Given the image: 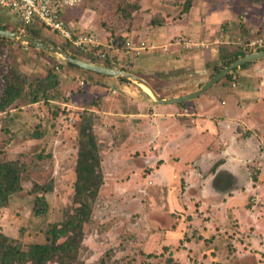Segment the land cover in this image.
Wrapping results in <instances>:
<instances>
[{
    "label": "rangeland",
    "instance_id": "rangeland-1",
    "mask_svg": "<svg viewBox=\"0 0 264 264\" xmlns=\"http://www.w3.org/2000/svg\"><path fill=\"white\" fill-rule=\"evenodd\" d=\"M210 9L222 16L226 14L217 29L211 26L204 29L209 35L220 36L215 55L207 51L206 44L192 43L194 32L189 36L177 33L167 40L170 32L180 28L178 25L203 22ZM65 15L78 33L93 34L103 42L130 38L154 43L156 50L145 51L139 57L128 54L121 46L116 52V66L139 74L135 62L155 61L159 66L144 76L152 87L168 96L197 88L203 77L211 79L219 60V48L235 50L264 36V0H84ZM0 25L22 34L31 27L24 26L10 10L1 7ZM35 26L40 29L39 41L69 52L86 53L39 23ZM7 39L0 40V94L4 74L24 80L25 92L50 70L58 73L61 81L47 98L37 103L30 104L23 97L0 111V162L17 161L22 168L23 187L11 196L7 206L0 208V234L15 238L24 248L44 243L52 224L63 223L74 212L80 123L84 115L92 114L104 182L97 198L91 200L92 215L84 223L78 256L72 264H264V252L259 250L260 245L264 247V227L241 229L236 219H227L220 225H226L232 232L222 234L215 246L206 247L199 243V230L195 226L201 223L195 224L198 215H192L196 210L180 214V206L188 202V182L178 179L175 185L154 186L148 176L151 174L148 157L155 155L154 145L135 148L139 140L149 143L151 136L148 129L151 117L133 116L138 111L135 93L137 89L146 90L142 84L69 67L59 54ZM190 40L191 45H186ZM238 69L217 83L236 87ZM218 87L213 86L202 98ZM191 101L185 102L187 113L194 107ZM142 119L144 129L140 127ZM137 130H144L142 139ZM252 134V130L242 129L239 137ZM256 136L260 141L258 155L246 160L247 177L255 181L248 204L257 213L258 221H263L264 131ZM158 149L160 146L155 149L157 153ZM153 159L158 165L163 161L160 156ZM45 187L51 190L45 191ZM39 195L45 196L48 203L42 214H36L34 209ZM190 205L198 207L194 196L188 208ZM187 241L192 245H186ZM219 256H226V262L218 260Z\"/></svg>",
    "mask_w": 264,
    "mask_h": 264
},
{
    "label": "crops",
    "instance_id": "crops-1",
    "mask_svg": "<svg viewBox=\"0 0 264 264\" xmlns=\"http://www.w3.org/2000/svg\"><path fill=\"white\" fill-rule=\"evenodd\" d=\"M220 14L212 9L201 23L178 25L180 28L174 33L170 32L167 40L170 41V38L177 33L181 35L180 33L183 32L189 36L194 32L193 42L190 40L189 43L192 42L195 45V42H205L209 48L207 51L215 55V44L219 41L218 37L220 36L215 37L217 33L209 35L204 29L207 26L217 29L219 20L224 19L226 15L225 13L223 16ZM140 40H144L148 44L149 48L145 50L146 52L149 50V53L157 49L154 43L145 39ZM175 45L178 44L175 43ZM218 50L220 55V48ZM154 62L151 64L150 60L146 64L135 62V67H139V74L135 75L149 82L150 80H147L144 75H150L156 70L159 65ZM116 65L114 68H118ZM118 69L127 71V68ZM237 71L239 80L236 87L225 83H216L213 86L218 85L219 89L215 92L202 98L211 90L212 86L193 99L194 101L189 100L193 102L194 107L188 113L185 110V102L162 104L158 103L144 89H137L135 93L138 111L133 116L151 117L148 120L150 122L148 127L149 135H151L150 142L146 144L145 141L139 140L135 144V148L136 150L145 149L148 144L154 145L155 149L160 146L158 153L154 149L155 155L149 154L148 157L151 169V174L148 176L155 182L154 186L160 187V183L175 185L178 179L188 182L186 189L188 202H183L180 206V214L186 212L188 215L192 214V210H196L192 215H198L196 218L194 216L195 224L201 223V225L195 226L199 230L197 233L200 238L199 243L206 247L208 245L215 246L220 241L222 234L227 231H229L228 233L232 232L226 225H220V222L227 221V219H236L241 224V229L250 226L264 227V220L258 221L257 213L249 207L248 197L254 193L255 181L254 179L249 180L248 173L246 174L248 166L246 160L254 158L251 155H258L260 141L256 134L264 131V58L251 61L245 67H239ZM203 78L200 81L202 86L210 80L208 78L203 80ZM150 85L154 86L152 83ZM201 85L197 88L184 90L182 93L185 94L182 95L197 91L202 87ZM153 88L162 98L178 97L176 96L178 94L164 95L155 87ZM217 91L219 94H216ZM223 93L228 96L225 97ZM215 95L218 98H215ZM144 121L145 119H142L140 122V127L143 129L145 128L143 127ZM242 129L252 130L253 134L247 138L239 137ZM143 131L137 130L140 139H142ZM150 148L152 149V147ZM153 156H160V160H163L161 164L158 165ZM257 187L260 188L261 184L258 183ZM193 196L197 199L198 207L190 205L188 208ZM239 201L241 202L239 203ZM175 207L176 203L173 202L172 208L175 209ZM225 215L226 217H224ZM188 244L192 245L190 241L186 242V245ZM262 245L259 250L264 252ZM243 255L240 254V256ZM225 257L219 256L218 260L226 262Z\"/></svg>",
    "mask_w": 264,
    "mask_h": 264
},
{
    "label": "trees",
    "instance_id": "trees-1",
    "mask_svg": "<svg viewBox=\"0 0 264 264\" xmlns=\"http://www.w3.org/2000/svg\"><path fill=\"white\" fill-rule=\"evenodd\" d=\"M41 26L44 27L43 25ZM0 28L8 29L5 25H0ZM39 32L40 29L34 25L29 27L25 34L38 40ZM126 39L127 38H124L122 41L113 39L115 43H119L117 49L121 48ZM0 40L7 41L8 39L0 36ZM67 42L70 43L69 41ZM245 45L246 44L240 45V47L237 46L235 50L227 48L220 49V62L218 61V63H216L212 77L238 58L252 52L264 50V46ZM117 49L108 53L106 59H100L89 49H83V51L86 50V53L81 51L76 53L69 52L67 49L63 48V50L75 58L107 67H114L116 65ZM249 63L241 67H245ZM66 65L86 71L73 63H67ZM16 78L18 77L9 78L8 74H4V82L0 94V111H5L13 103L23 97L30 104L37 103L43 97L47 98L48 93L54 87H57L61 81L59 74L50 70L46 77L37 81L35 84H31L28 91L25 92V81H19ZM120 79L124 81L127 80L126 78ZM67 110L69 111V109ZM92 119V114H86L83 116L80 123L79 151L76 164L77 176L75 182V202L77 206L74 212L69 214L63 223L52 224L47 231L46 242L44 243L30 244L28 247L24 248L15 238L1 233L0 264H72L77 259L83 238L84 223L88 222L92 215L91 200L97 198L99 189L104 182L102 158L93 131ZM21 169L17 161H14V163L0 162V208L7 206L11 196L15 192L22 190ZM48 190H51V188L45 187V191ZM47 208L48 203L45 196H37L34 208L36 214L46 212ZM62 238H64V240H61Z\"/></svg>",
    "mask_w": 264,
    "mask_h": 264
},
{
    "label": "built area",
    "instance_id": "built-area-1",
    "mask_svg": "<svg viewBox=\"0 0 264 264\" xmlns=\"http://www.w3.org/2000/svg\"><path fill=\"white\" fill-rule=\"evenodd\" d=\"M84 0H0V7L10 10L24 26H34L36 23L55 32L73 46L93 51L100 59H106L108 53L117 49L119 43L111 40L103 42L93 34L78 33L66 19L65 13L77 7ZM191 43L186 42V45ZM205 45V43H197ZM264 46V36L251 41L248 46ZM149 46L144 40L135 42L128 38L122 44V50L133 56H140ZM83 83V82H82ZM71 119V118H70Z\"/></svg>",
    "mask_w": 264,
    "mask_h": 264
},
{
    "label": "water",
    "instance_id": "water-1",
    "mask_svg": "<svg viewBox=\"0 0 264 264\" xmlns=\"http://www.w3.org/2000/svg\"><path fill=\"white\" fill-rule=\"evenodd\" d=\"M0 35L9 39H14L21 41L23 43H26L32 47H35L37 49H41L44 51L56 53L62 56L63 60L67 63H73L83 69L90 70L96 73H101L104 75H111V76H116V77H121V78H126V79H132L140 84L146 85L150 91L152 97L158 102L162 104H171V103H176V104H182L186 101L193 100L196 97L200 96L202 93H204L206 90H208L210 87L215 85L217 82L228 76L235 68H239L242 65L254 61L256 59L264 58V50L262 51H257V52H252L249 54H246L240 58H238L236 61L222 69L220 72H218L215 76H213L209 81H207L200 89L197 91H194L192 93L178 96V97H172V98H162L160 95L154 90V88L150 85L148 81H146L144 78H141L133 73H130L126 70L123 69H118L114 67H107L103 65H97L95 63L87 62L85 60L75 58L69 53H67L65 50L62 48L55 46V45H50L45 42L39 41L37 39H34L26 34L18 33V32H13L9 31L6 29L0 28Z\"/></svg>",
    "mask_w": 264,
    "mask_h": 264
},
{
    "label": "bare ground",
    "instance_id": "bare-ground-1",
    "mask_svg": "<svg viewBox=\"0 0 264 264\" xmlns=\"http://www.w3.org/2000/svg\"><path fill=\"white\" fill-rule=\"evenodd\" d=\"M143 87L147 90L148 93H151L150 89L146 85L143 84Z\"/></svg>",
    "mask_w": 264,
    "mask_h": 264
}]
</instances>
